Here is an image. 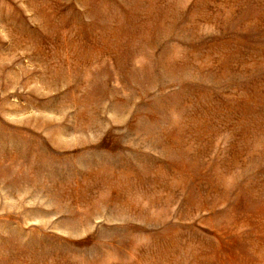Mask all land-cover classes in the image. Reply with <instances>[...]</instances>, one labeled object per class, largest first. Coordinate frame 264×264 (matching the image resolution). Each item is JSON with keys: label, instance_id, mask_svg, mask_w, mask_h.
Segmentation results:
<instances>
[{"label": "rangeland", "instance_id": "obj_1", "mask_svg": "<svg viewBox=\"0 0 264 264\" xmlns=\"http://www.w3.org/2000/svg\"><path fill=\"white\" fill-rule=\"evenodd\" d=\"M0 264H264V0H0Z\"/></svg>", "mask_w": 264, "mask_h": 264}]
</instances>
